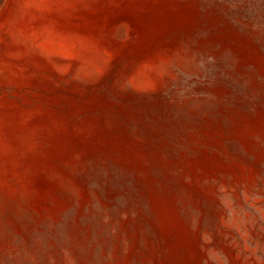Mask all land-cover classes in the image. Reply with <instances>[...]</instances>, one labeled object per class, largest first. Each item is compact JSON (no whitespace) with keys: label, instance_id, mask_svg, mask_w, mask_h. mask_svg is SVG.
Masks as SVG:
<instances>
[{"label":"rangeland","instance_id":"obj_1","mask_svg":"<svg viewBox=\"0 0 264 264\" xmlns=\"http://www.w3.org/2000/svg\"><path fill=\"white\" fill-rule=\"evenodd\" d=\"M0 264H264V0H0Z\"/></svg>","mask_w":264,"mask_h":264}]
</instances>
